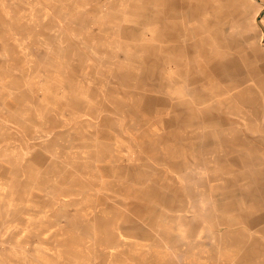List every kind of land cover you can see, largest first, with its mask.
<instances>
[{
    "label": "rangeland",
    "instance_id": "obj_1",
    "mask_svg": "<svg viewBox=\"0 0 264 264\" xmlns=\"http://www.w3.org/2000/svg\"><path fill=\"white\" fill-rule=\"evenodd\" d=\"M160 1L168 0H22L18 9L10 2L5 10L3 17L16 18L23 30L17 37L0 28V218L7 222L24 218L38 225L24 230L31 231L26 235L33 239L18 234L23 240L9 241L15 248L8 254L0 251V264H10L12 259L17 264H55L49 260V247L57 256L64 249V264H130L125 229L138 226L156 237L159 230L153 225L163 220L158 216L154 224L140 221L147 208L163 210L143 202L155 194L145 191V182L157 180L152 169L159 166L156 158L168 159L170 165L173 160L180 166L199 165L195 184L187 180L180 191L181 200L192 196L183 208L189 217L194 197L198 206L199 199L204 200V206L195 210L208 209L217 215L221 200L229 203L243 193L253 195L245 192L246 186L252 180L264 182L263 175L254 174L264 168V145L252 143L258 135L255 130L264 122V101L250 104L252 93L263 96L264 85L258 77L264 79V60L254 65L253 58L264 55V48L259 46L257 52L250 48L258 35L246 31L251 0H217L223 7L215 10L223 20L219 27L208 26L220 36L214 48L192 43L203 31L191 19L182 28L165 25L164 30L160 18L166 7ZM176 19L185 18H169ZM5 34L12 37L7 39ZM220 45L230 50L229 57L218 56ZM172 50L163 68L160 61L165 51ZM174 59L181 60L180 73L175 64H169ZM220 61H234L237 72L214 71L212 65ZM191 79L198 90H205L196 98H205L206 103H194L188 115L184 104L195 97L187 91L193 86ZM179 90L183 96L177 94ZM188 135L195 141L191 151L184 138ZM234 136L245 140L248 164L243 163L238 144L229 140ZM128 165L136 169L130 171L135 182L143 178L141 170L154 172L144 175V185H129L132 193L121 184L126 178L123 167ZM102 167H106L104 173H100ZM107 181H117L115 190L101 188ZM98 197H104L116 216L105 218L104 211L95 210L93 225L73 202L83 198L90 204ZM236 208L229 219L239 210L259 213ZM42 215L53 216L65 228L64 241L44 239L50 228L42 224ZM211 225L221 232L231 228L216 220L205 227ZM2 231H10L8 224L0 229V239L7 240ZM130 232L137 234L134 241L140 245L148 247L157 240L143 241L139 233ZM27 252L35 259L29 260ZM175 258L183 260L182 255ZM218 258L209 260L210 264L219 263Z\"/></svg>",
    "mask_w": 264,
    "mask_h": 264
},
{
    "label": "crops",
    "instance_id": "obj_2",
    "mask_svg": "<svg viewBox=\"0 0 264 264\" xmlns=\"http://www.w3.org/2000/svg\"><path fill=\"white\" fill-rule=\"evenodd\" d=\"M240 1V0H239ZM10 2L12 3L13 9H18L21 5L20 3L22 0H0V28L3 30V32L6 33H14L17 37H20L18 35L21 33L23 29L19 27V22L16 21V18L12 21H8L5 16L6 9L9 8ZM160 5L166 7V11L163 10V17L160 18L161 24L164 25L163 29L166 30L165 25H169L171 28L179 29L180 27H184L187 24V21L189 19L192 20V22L199 23L198 27L203 33H200L201 35H196L199 38L194 39L192 43H195L196 47L200 45L203 46H209L210 48H214L217 41H220V36H218L217 33H214V31H210L208 26L212 27H219L223 17L220 13L217 12L215 8L219 10V8H222L217 0H168L160 1ZM242 2L240 3V6H242ZM15 14V13H13ZM178 14V15H177ZM215 14V15H214ZM217 14V15H216ZM264 0H251V6L248 11V18H247V32H254L258 34L256 38L251 42L250 48L254 51H258V47L262 46L264 48ZM3 18H2V17ZM177 16L180 19H184L183 21H180L176 19L175 21L171 22L169 18H177ZM186 21V22H185ZM197 30V29H196ZM11 38L12 36L6 35L5 38ZM27 37H30L29 34ZM195 37V35H194ZM33 40V37H31ZM35 42V41H34ZM31 45H34L32 43ZM190 46V45H188ZM185 50H187V46L184 47ZM218 50V56L222 58H227L229 55H231L230 50L225 47L223 48L221 45ZM260 48V47H259ZM5 48H2L4 50ZM172 51L166 52V55H164L163 59L160 61V65L164 68V64L168 63L166 61L167 55L172 53ZM261 59L264 60V55H262L259 59L256 57L253 58V64L260 62ZM175 61H170V63L175 64V70L177 73H180L182 70L181 67V60L180 59H174ZM258 60V61H257ZM171 65V64H170ZM218 66L220 70H217L215 66ZM172 66V65H171ZM234 67V61L229 63H222L221 61L219 63H215L212 65V68H214V71H219V73L224 74L227 73H233L237 72V70H233ZM183 71V70H182ZM196 72H198L196 70ZM259 74L257 71H255L254 68V78H256ZM238 79V77H237ZM259 83L262 82L264 85V79L260 81V77H258ZM191 84H193L192 87H189L187 91L190 93V96L193 97L192 100L189 101V103H185L184 105H188L189 107V114L191 111V107L194 105V103L197 104H204L206 103V99L204 98L202 101L197 100V96H203L205 94V90H202L199 88L197 89L195 84V79H191ZM241 86V84L239 85ZM161 89L164 91L165 86L164 84L161 85ZM264 87L262 88V93L260 95V98L257 97L256 93H252V103L253 106L258 105V101L262 102L264 101ZM182 90V89H181ZM234 88H229V91L232 92ZM180 96H183L181 91L177 92ZM210 93L213 94L212 91ZM251 96V95H250ZM238 98V97H237ZM241 98V95L239 96V99ZM244 98V97H242ZM246 99V98H244ZM254 100V101H253ZM181 105V104H180ZM239 112V111H238ZM190 118V117H189ZM191 119V118H190ZM189 119V123L193 122ZM210 122L213 124L214 120L209 119ZM180 127V126H179ZM255 131H258V135L253 136V142L255 144L264 145V122L260 123ZM184 138H188L189 142V151H191L192 147L191 144H195L194 138L190 135L184 136ZM223 138V137H222ZM230 141L233 143H237L238 150H242V161L244 164H248V156L245 152L246 145L245 140L243 137L234 136L229 138ZM180 142V141H179ZM179 145V144H178ZM176 146L177 148H180V146ZM117 148L121 145H115ZM115 148V151L116 149ZM264 148V147H263ZM146 152H148V147L145 148ZM142 150V149H141ZM259 150L261 151V146H259ZM264 150V149H263ZM194 151V150H192ZM118 152V151H116ZM255 152V150H254ZM259 152V151H258ZM255 154V153H254ZM119 156H116L115 159L117 160ZM113 159V158H112ZM168 159L163 160L162 162L159 158H156L154 162L156 163L155 168H152L155 171V175L157 177V180H155V183H146V189L145 191L152 190L154 191V195L152 196V199L149 201H143L146 202V204L149 203H155L158 208H161L163 210L155 211L152 209L147 210L141 215L143 219H140V221L144 223H152L154 224L158 218V216H161L163 218L162 222H156L153 225V228H157V235L154 237L153 235H148L145 230L139 229L138 226L135 228L133 226L130 227V231L134 230L135 233H139L141 239L143 241H148V238H157L155 239L154 244L148 245H140L138 242L134 241L137 240L136 238H139L137 234L131 233L128 229H125L126 239L130 245L131 248V259L130 264H146L149 261L152 262L150 264H210L209 260L215 257H219L220 260L217 264H264V214H261V211L264 210V182L260 183L255 181L253 183V180L251 181V185H247V190L245 192H252V194L247 195L246 193H243V196L241 198H238L235 201L227 202L225 200H221L220 202L222 205H220V209L217 211V215L213 214L212 211L208 209H203L201 212H198L195 210L196 208H200L201 206H204L203 199H199V206L198 201L195 200L194 197V203L195 207L190 208L189 205L187 207L190 208L191 211H194L192 214V217L187 216L186 212L183 209L187 205V201H191L189 199L187 200H181L180 198V191L182 185L187 182V180L193 184L197 181L198 176V170L199 165L191 164L180 166L178 162H175V160L172 161L171 165L169 162H167ZM160 167V168H159ZM122 168V167H121ZM119 168V170L121 169ZM102 171L100 173H104L106 170V167L100 168ZM116 169H114L115 171ZM124 170V176L125 181H121V184H124L125 191L130 190V186L132 183H137L138 185L142 186L144 185V175H151L150 172H144L140 171V175L143 177L140 179V182H135L132 179L133 173H130V171L136 170L135 168L130 167H123ZM152 170V171H153ZM228 169L225 168V172L229 173L227 171ZM258 171V173H254L258 176H264V168H259V170H255L254 172ZM116 172V171H115ZM114 172V175L117 174ZM249 174V173H248ZM252 174V175H254ZM244 175V173H243ZM247 175V174H246ZM245 176V175H244ZM245 180V179H244ZM119 181V182H120ZM234 183V180H231ZM231 181L226 182L231 184ZM117 181H107L105 183L100 184L101 188H106L107 190H115ZM149 184L151 186H149ZM203 186V185H201ZM205 186V185H204ZM108 187V188H107ZM149 187V188H148ZM209 188V187H207ZM229 188V187H228ZM105 189V190H106ZM191 190V189H190ZM225 190H230L225 188ZM131 191V190H130ZM233 191V190H232ZM132 193V191H131ZM263 193V195L261 194ZM252 195V198L250 197ZM86 198V197H83ZM81 198L78 201L73 202L77 208H80L78 210V213H80L83 217L91 219L93 222V225H96V221L94 220L93 212L95 210L99 213L100 211H104L103 215L105 218L109 219H115V212L111 213L108 209L111 207L108 205V202L104 201L103 199H92V203L85 204L84 199ZM126 201V200H125ZM145 204V203H144ZM202 204V205H201ZM218 206V205H217ZM116 207V205L114 206ZM236 207H247L251 208L253 210H257L259 213L257 215H254V211H252V214L250 211L243 212L242 210L237 211V214L235 217L230 218L228 214L231 212H234L237 210ZM30 211V210H29ZM34 212V211H30ZM36 214V211L35 213ZM189 214L191 212L189 211ZM37 215H41L40 213H37ZM43 219L41 220L44 226H48L50 228V231L47 234V237H44L45 240H55V241H64V234L67 233V231H64L65 228L57 224V222L54 220L53 216H47L42 215ZM102 217V216H101ZM198 217H203V219ZM219 219V220H218ZM219 223L220 226L225 225L227 227H231L225 232H221L218 229H214L215 226L211 225L209 228L205 227V224H212L214 221ZM155 221V222H154ZM110 222V221H107ZM133 222V220H131ZM116 223V221H115ZM8 224V227L10 231H2L5 235H7V240L5 237L0 239V251L4 252L5 254H8L12 252V248H15L10 244V240L14 241L15 238H18L17 240H23L21 239V235H23V238H28L26 234H29L31 231H24L26 228H31L34 225H38V221L30 222L23 218V220L19 219L16 221H4L2 218H0V229H5V226ZM23 226V227H22ZM53 226V227H52ZM234 226H238V228L234 229ZM214 227V228H213ZM24 228V229H22ZM17 229V230H14ZM95 229V228H94ZM12 230V231H11ZM32 230V229H29ZM217 230V231H216ZM25 232V233H24ZM95 234V231H92ZM221 232V233H220ZM24 233V234H22ZM71 234H74L73 232H68ZM156 233V232H154ZM258 233V235H262V237H256L255 234ZM18 234L20 235L18 237ZM138 234V235H139ZM129 235V236H127ZM77 237L81 238V235L76 233ZM90 236L89 238H91ZM94 237V236H93ZM6 240V243H1V240ZM33 239V238H28ZM41 238H38L40 240ZM81 239H84L81 238ZM37 240V239H34ZM53 240V241H54ZM38 242H36V245L38 246ZM51 246H55V242L51 243ZM4 245V247L1 248V246ZM48 245V243H46ZM46 247V246H45ZM17 249V248H16ZM18 250V249H17ZM48 251L49 260L54 261L55 264H64V249L62 251L61 256H57L54 253V250L49 247V249H46ZM29 260H34L32 258L31 253L27 252ZM183 256V260L179 261L175 258V256ZM219 255V256H217ZM40 263V262H39ZM10 264H17L16 260L12 259Z\"/></svg>",
    "mask_w": 264,
    "mask_h": 264
},
{
    "label": "built area",
    "instance_id": "obj_3",
    "mask_svg": "<svg viewBox=\"0 0 264 264\" xmlns=\"http://www.w3.org/2000/svg\"><path fill=\"white\" fill-rule=\"evenodd\" d=\"M263 17H264V14H263Z\"/></svg>",
    "mask_w": 264,
    "mask_h": 264
}]
</instances>
